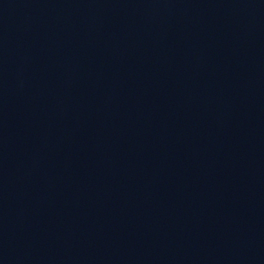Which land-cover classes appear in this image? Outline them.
I'll list each match as a JSON object with an SVG mask.
<instances>
[{"label": "water", "instance_id": "1", "mask_svg": "<svg viewBox=\"0 0 264 264\" xmlns=\"http://www.w3.org/2000/svg\"><path fill=\"white\" fill-rule=\"evenodd\" d=\"M0 264H264V0H0Z\"/></svg>", "mask_w": 264, "mask_h": 264}]
</instances>
